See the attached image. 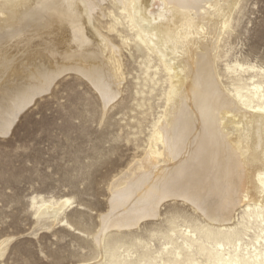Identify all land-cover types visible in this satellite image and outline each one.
<instances>
[{"label":"bare ground","instance_id":"6f19581e","mask_svg":"<svg viewBox=\"0 0 264 264\" xmlns=\"http://www.w3.org/2000/svg\"><path fill=\"white\" fill-rule=\"evenodd\" d=\"M239 1L0 0V115L11 123L68 70L91 81L105 109L124 81L121 50L132 42L156 61L147 69L163 74L143 157L111 181L95 243L109 229L157 218L169 199L189 204L206 224L185 222L156 256L148 251L136 262L110 248L111 264H264V247L253 248L264 244V226L243 243L253 222L264 224V72L255 80L254 67L226 65L233 77L223 83L217 70ZM106 3L116 12L105 14ZM100 18L120 45L98 30ZM124 26L130 36L118 30ZM246 70L252 73L244 78ZM39 202H32L35 231L57 223L70 229L60 217L69 198ZM9 241L0 240V258Z\"/></svg>","mask_w":264,"mask_h":264},{"label":"rangeland","instance_id":"374dc122","mask_svg":"<svg viewBox=\"0 0 264 264\" xmlns=\"http://www.w3.org/2000/svg\"><path fill=\"white\" fill-rule=\"evenodd\" d=\"M114 5L106 3L104 13L116 12ZM95 25L120 45L116 34L108 33L107 19L100 18ZM118 30L130 36L125 26ZM218 52L217 70L223 83L233 77L226 72V65L234 64L254 67L259 72L255 80L261 79L264 0L239 1ZM120 60L124 81L105 109L91 81L68 70L18 116L17 122L0 115V240L10 239L0 264H111L110 248L121 259L136 262L148 251L156 256L163 238L173 233L179 236L185 222L206 224L189 204L169 199L162 203L157 218L144 219L136 228L109 229L99 247L95 243L94 238L101 237L100 218L109 211V185L128 163L143 157L148 128L160 110L164 87L163 74L159 71L154 76V69H147L156 61L136 42L122 48ZM251 73L239 72L244 78ZM61 198L71 200L60 216L70 229L57 223L47 231H35L33 199L39 205L40 200ZM262 224L253 222L243 243H249ZM259 243L253 247L257 252L264 247Z\"/></svg>","mask_w":264,"mask_h":264}]
</instances>
